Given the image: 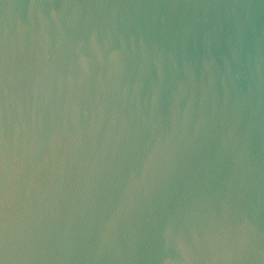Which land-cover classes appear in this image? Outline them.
<instances>
[{
    "label": "water",
    "instance_id": "95a60500",
    "mask_svg": "<svg viewBox=\"0 0 264 264\" xmlns=\"http://www.w3.org/2000/svg\"><path fill=\"white\" fill-rule=\"evenodd\" d=\"M0 264H264V0H0Z\"/></svg>",
    "mask_w": 264,
    "mask_h": 264
}]
</instances>
